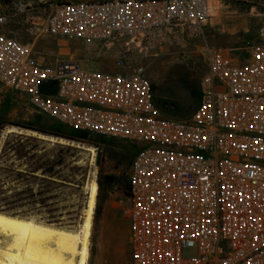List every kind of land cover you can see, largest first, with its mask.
Masks as SVG:
<instances>
[{"label": "built area", "instance_id": "2783aa9c", "mask_svg": "<svg viewBox=\"0 0 264 264\" xmlns=\"http://www.w3.org/2000/svg\"><path fill=\"white\" fill-rule=\"evenodd\" d=\"M43 1V0H42ZM37 35L106 41L141 49L186 46L219 0L10 2ZM7 15L0 13V25ZM206 70L188 117L157 106L142 65L130 73L51 64L34 44L0 32V91L28 97L60 123L135 142L126 213L130 264H264V42L239 59L202 45ZM96 178V177H95ZM185 247L196 255H183Z\"/></svg>", "mask_w": 264, "mask_h": 264}, {"label": "rangeland", "instance_id": "374dc122", "mask_svg": "<svg viewBox=\"0 0 264 264\" xmlns=\"http://www.w3.org/2000/svg\"><path fill=\"white\" fill-rule=\"evenodd\" d=\"M11 1L0 0V13L4 12L8 17L7 23L0 25V32L33 43L35 56L46 64H51L57 57H72L82 69L93 68L113 73H130L135 66L142 65L150 80L155 102L165 116L173 119L188 117L198 102L200 81L206 70L202 45L227 49L243 59L247 56L248 47L264 42V0H219L218 12L203 25L201 34L189 44L152 51L141 49L136 42L127 38L95 41L37 35L26 21L25 12L13 9ZM21 1L35 7L79 0ZM164 102L168 103L167 107L163 106ZM37 116L39 120H36ZM30 123L50 127L60 122L39 112L27 96L1 90L0 211L75 230L83 218L88 181L97 178L100 169L102 173L128 180L134 149L136 151L138 146L127 139L91 132H87L84 138L94 143L66 142L76 150L62 154L64 160L56 164L54 170L71 182L57 187L54 183L41 180L40 171L34 176L21 177L17 172L31 170L34 164L29 162V166L24 157L18 158L12 150L5 149L1 153L6 138L15 142L18 139L15 134H23L38 138L36 142L25 138L18 141L22 145L35 143L33 152L41 157L40 161L52 156L56 159L60 155L59 142L41 138L20 126ZM8 126L15 127V130L6 133ZM43 189L45 192L38 194ZM103 192L107 197L102 204L97 227L92 226L90 248H94V253L90 254L87 264H129V248L124 233L128 223L126 196L111 192L106 186ZM109 226L111 235L108 234ZM183 255L195 256L196 249L185 247Z\"/></svg>", "mask_w": 264, "mask_h": 264}, {"label": "bare ground", "instance_id": "6f19581e", "mask_svg": "<svg viewBox=\"0 0 264 264\" xmlns=\"http://www.w3.org/2000/svg\"><path fill=\"white\" fill-rule=\"evenodd\" d=\"M14 130L13 126L5 128L6 133ZM38 136L48 138L44 134ZM57 142L64 140L58 139ZM85 188L87 201L83 218L75 230L0 211V264H87L98 193L95 178L88 181ZM29 257L35 259L29 261Z\"/></svg>", "mask_w": 264, "mask_h": 264}, {"label": "trees", "instance_id": "16d2710c", "mask_svg": "<svg viewBox=\"0 0 264 264\" xmlns=\"http://www.w3.org/2000/svg\"><path fill=\"white\" fill-rule=\"evenodd\" d=\"M39 119L40 117L37 116L36 120H39ZM20 126L26 130L35 131V132L53 136V137H61L68 142L74 141V142H80V143L85 142L88 144L94 143L93 141L86 140L84 138V135H86L87 132L72 129L62 123H54L50 127L36 126L33 123L26 124V125H20ZM15 137L18 138L16 139L15 142H13V140H10L9 138H6V140L3 143L1 153H3L5 149H9V150H12L18 158L24 157V160H26L27 163L31 162L32 164H34L30 168L31 170L26 169V170L18 171L17 172L18 175H20L23 178H26L29 175L34 176L33 174L34 172L40 171V173L42 174L41 180L48 181L49 183H54L56 184L57 187L64 186L67 183L71 182L70 180H67L66 178H63L62 176H60L59 172L54 170V167L56 164H61L63 162L64 158L62 154L69 153L72 150H76V147H73L70 144H60L59 143L58 145L60 147V155L56 157V159L54 158L55 156H52L51 157L52 159L48 157L40 161L41 157L37 156V154L33 152L35 149V143L30 144L29 142H27V145H22L18 141V140L23 141L22 139L25 138V140L36 142L38 141V138H35L33 136L23 135V134H15ZM137 150L138 148L136 149V151L134 149L133 157L135 153L137 152ZM28 165L30 166L31 164L29 163ZM11 171L15 173L14 169H11ZM96 181L98 183V193H97L96 204L94 208V217H93L94 228L97 227L98 225V221L102 213V204L107 197L106 193L103 192L104 187L105 186L108 187L111 192H119L123 194L124 196H128L129 185H130L129 178L128 180H125L124 178L120 176H116L114 174H105V173H102L101 169L99 170ZM44 192L45 190L43 189V190H40L38 194H43ZM93 253H94V248L91 247L90 254L93 255Z\"/></svg>", "mask_w": 264, "mask_h": 264}, {"label": "water", "instance_id": "95a60500", "mask_svg": "<svg viewBox=\"0 0 264 264\" xmlns=\"http://www.w3.org/2000/svg\"><path fill=\"white\" fill-rule=\"evenodd\" d=\"M167 105H168L167 102H164V103H163V106H164V107H167ZM171 106H172L173 108L175 107L174 104H172ZM32 132H35V131H32ZM36 134L38 135V134H42V133H37V132H36ZM44 135H45V134H44ZM46 136L48 137L46 140L52 141V140H50L49 137H52L53 139H55V140L52 141V142H57L58 139H63V138H61V137H53V136H49V135H46ZM37 137H38V136H37ZM63 140L66 141L65 139H63ZM66 142H67V143H70V142L73 143L74 141H70V142L66 141ZM66 142H62V143H66ZM59 143H61V142H59ZM67 143H66V144H67Z\"/></svg>", "mask_w": 264, "mask_h": 264}, {"label": "crops", "instance_id": "0c3cea01", "mask_svg": "<svg viewBox=\"0 0 264 264\" xmlns=\"http://www.w3.org/2000/svg\"><path fill=\"white\" fill-rule=\"evenodd\" d=\"M34 174H36V172H34ZM128 227H129V222L127 223V225H126V228H125V230H124V233H125V235H126V238H127V235H128ZM108 234L109 235H111L112 234V231H111V226H109L108 227ZM127 241V245H128V240H126ZM128 248H129V245H128ZM129 264H130V259H131V255H130V248H129Z\"/></svg>", "mask_w": 264, "mask_h": 264}, {"label": "snow or ice", "instance_id": "6c2138e0", "mask_svg": "<svg viewBox=\"0 0 264 264\" xmlns=\"http://www.w3.org/2000/svg\"><path fill=\"white\" fill-rule=\"evenodd\" d=\"M32 259H35V258H33V257H29V258H28L29 261H31Z\"/></svg>", "mask_w": 264, "mask_h": 264}, {"label": "flooded vegetation", "instance_id": "af4514ba", "mask_svg": "<svg viewBox=\"0 0 264 264\" xmlns=\"http://www.w3.org/2000/svg\"><path fill=\"white\" fill-rule=\"evenodd\" d=\"M21 171V170H20ZM34 174V173H33Z\"/></svg>", "mask_w": 264, "mask_h": 264}]
</instances>
